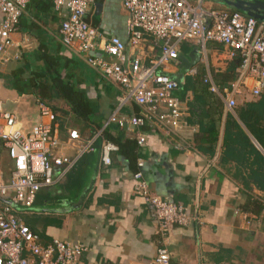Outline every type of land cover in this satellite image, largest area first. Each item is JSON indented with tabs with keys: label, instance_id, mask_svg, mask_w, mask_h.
I'll return each instance as SVG.
<instances>
[{
	"label": "crops",
	"instance_id": "crops-1",
	"mask_svg": "<svg viewBox=\"0 0 264 264\" xmlns=\"http://www.w3.org/2000/svg\"><path fill=\"white\" fill-rule=\"evenodd\" d=\"M122 1L94 0L86 20L104 37L118 36L127 43ZM186 1L199 2L205 10L234 11L218 0ZM60 21L51 0H28L11 35L14 46L10 58L0 62L2 107L13 113L27 131L38 123L37 103L42 101L33 93H19L12 86L11 71L23 66L28 56L26 71L43 69L42 62L31 57L38 51L57 53L76 62L70 70L77 73V87L94 103L99 127L85 126L70 115L59 118L54 112L58 122L55 132L62 140L70 128L84 138L94 137L122 90L60 44ZM161 42L144 35L134 49L125 43L126 52L129 56L139 54L147 63L159 54ZM179 55L188 61L185 65L178 57L160 69L180 82L172 94L184 109L186 124L176 135L166 137L159 130L143 126V145L123 135L130 144L109 154L110 165H101L100 145L102 141L112 142L101 133L95 138L94 150L80 155L70 171L41 188L30 208L1 199L38 235L41 245L53 239L83 244L85 250L79 257L82 264H156L160 244L156 218L152 208L132 193V174L139 158L150 193L183 205L189 213L188 223L175 225L169 233V264H264V148L251 130H264V88L258 97L251 96L253 77L240 70L239 53L228 57L219 42L206 41L203 52L199 45L185 42L179 47ZM205 78L227 89L239 81L240 92L233 97L235 105L228 108L210 92ZM53 101L58 108L67 109L64 101ZM140 111L133 102L120 109L126 116ZM109 131L115 135L116 130ZM65 152L72 154L73 150L65 147ZM10 169L11 160L0 139V181L8 180ZM56 173L54 169V176ZM235 210L250 215V223L245 224Z\"/></svg>",
	"mask_w": 264,
	"mask_h": 264
},
{
	"label": "built area",
	"instance_id": "built-area-1",
	"mask_svg": "<svg viewBox=\"0 0 264 264\" xmlns=\"http://www.w3.org/2000/svg\"><path fill=\"white\" fill-rule=\"evenodd\" d=\"M93 1L51 0L53 9L61 17L59 42L106 81L120 87L121 95L94 137L84 138L77 129L70 128L64 140L55 132L58 122L49 105L37 103L39 122L27 131L13 113L3 109L0 100V139L11 160L8 180L0 181V264H82L79 257L85 250L83 244L53 239L41 245L38 235L19 221L11 213L13 208L2 204L1 199H9L24 209L30 208L41 188L52 185L70 171L80 155L94 150L95 138L107 125H116L125 138L135 140L138 146L145 142V135L140 131L143 126L159 130L166 137L183 129L185 112L172 94L178 82L160 70L170 61L178 60L180 45L195 43L203 52L206 41L221 43L228 57L239 53L240 70L253 77L251 96L258 97L264 88V22L238 11L205 10L199 2L123 0L126 43L118 36L104 37L87 22L86 14ZM27 3L28 0H0V62L10 58L9 51L14 46L11 35ZM144 35L162 41L159 54L147 63L139 54L129 56L126 52V44L134 49ZM203 82L228 108L235 105L233 97L240 92L239 81L231 83L229 89L220 88L210 78ZM130 102L138 105L141 111L137 115H122L120 109ZM65 147L73 153H66ZM117 149L116 144L102 141L99 163L110 165L109 154ZM136 165L132 193L152 208L156 218L155 232L160 239L154 261L169 264V233L175 225H186L189 213L183 205L151 194L140 170L141 159L136 160ZM54 169H57L56 176ZM235 212L245 224L250 223V215L239 210Z\"/></svg>",
	"mask_w": 264,
	"mask_h": 264
},
{
	"label": "trees",
	"instance_id": "trees-1",
	"mask_svg": "<svg viewBox=\"0 0 264 264\" xmlns=\"http://www.w3.org/2000/svg\"><path fill=\"white\" fill-rule=\"evenodd\" d=\"M31 59L40 60L43 64V69L37 67L36 69L32 68L26 71L24 66L30 65V63L28 62L29 56L25 57L24 65H20L11 71L12 86L21 94H35L40 101L49 105L56 114L58 113L59 118L60 115H70L74 121H79L85 126L95 124L99 127L97 118L95 117L96 110L94 103L88 100L84 92L77 87V73L70 70L72 63L76 65V62L62 59L57 53L47 55V53L39 51ZM56 99L64 101L67 109L64 110L55 106L53 100ZM243 116H241V119ZM259 118L261 116L257 117L256 120H259ZM110 128L116 130L115 135L112 136L110 134ZM251 130L255 139L264 148V130L253 128ZM101 136L114 142L121 150L126 147V143L130 144L131 141L123 138L122 132L116 125L104 128Z\"/></svg>",
	"mask_w": 264,
	"mask_h": 264
},
{
	"label": "water",
	"instance_id": "water-1",
	"mask_svg": "<svg viewBox=\"0 0 264 264\" xmlns=\"http://www.w3.org/2000/svg\"><path fill=\"white\" fill-rule=\"evenodd\" d=\"M223 5L234 9V11H238L246 16L254 17L259 21L264 22V0H218ZM182 65H185V58L182 55L178 56ZM173 80L178 82L176 78L171 77Z\"/></svg>",
	"mask_w": 264,
	"mask_h": 264
},
{
	"label": "rangeland",
	"instance_id": "rangeland-1",
	"mask_svg": "<svg viewBox=\"0 0 264 264\" xmlns=\"http://www.w3.org/2000/svg\"><path fill=\"white\" fill-rule=\"evenodd\" d=\"M57 105H59V103H57Z\"/></svg>",
	"mask_w": 264,
	"mask_h": 264
}]
</instances>
